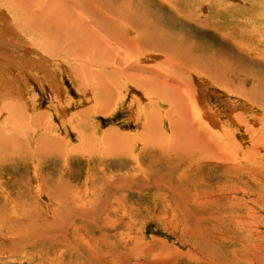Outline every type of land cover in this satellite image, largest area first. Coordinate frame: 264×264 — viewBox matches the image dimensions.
Listing matches in <instances>:
<instances>
[{"label": "rangeland", "instance_id": "374dc122", "mask_svg": "<svg viewBox=\"0 0 264 264\" xmlns=\"http://www.w3.org/2000/svg\"><path fill=\"white\" fill-rule=\"evenodd\" d=\"M18 1L0 0V264H264V0ZM128 2L121 27L105 11Z\"/></svg>", "mask_w": 264, "mask_h": 264}, {"label": "bare ground", "instance_id": "6f19581e", "mask_svg": "<svg viewBox=\"0 0 264 264\" xmlns=\"http://www.w3.org/2000/svg\"><path fill=\"white\" fill-rule=\"evenodd\" d=\"M20 1V0H19ZM18 1V2H19ZM21 1H23V0H21ZM30 1H32V0H30ZM28 2H29V0H28ZM42 1H39V3H41ZM38 3V4H39ZM129 3V2H128ZM29 4H30V2H29ZM33 4H37V3H35L34 1L30 4L31 6L33 5ZM49 4H50V6H52L53 5V2H51L50 3V1H49ZM56 5H57V2H56ZM124 5V4H123ZM40 6H42L43 8H46L47 6H48V4H42V5H40ZM133 6H135L134 5V3L133 2H130L129 3V6L128 5H125V7H123L122 5H120V6H118V7H110L111 9H112V12L110 13V8L108 9V10H106L105 12L106 13H108V14H112L113 16H115V18L117 19V20H121V27H122V25H123V22H124V20H126V21H133L134 20V16H133V14H132V11L134 10V9H132L133 8ZM104 7V6H103ZM25 9H28L29 10V8H27V7H25ZM127 9V10H126ZM31 10V9H30ZM29 10V11H30ZM136 11H137V8L135 9ZM31 12V11H30ZM133 13H135V11L133 12ZM37 15H42V18H40L39 20H38V23H37V26H36V24L34 25V26H36V27H39V28H41V22H43V20H44V16H45V14H44V11H40V13H37ZM111 15V16H112ZM110 17V16H109ZM141 17L142 16H140V13H139V15H138V17H136V19H137V21L135 22V27H137V28H141L142 30H148L149 29V24L148 23H145L143 20H141ZM114 18V19H115ZM143 18V17H142ZM24 19V18H23ZM29 19V18H28ZM33 19V18H32ZM23 21H25V20H23ZM29 21V20H28ZM76 22H77V20H75ZM103 21V20H102ZM26 22V21H25ZM25 22H23L24 24H22V23H20L21 25H23V27H24V25H25ZM79 24H80V26L82 25V27H83V29L84 30H88V31H90L91 29L88 27V25L85 23V20H84V17H83V15H80V18H79ZM77 22V23H78ZM205 22V21H204ZM27 23H29V22H27ZM54 23H56V21L54 22ZM40 24V25H39ZM57 24H59L58 22H57ZM126 25H128V24H126ZM125 25V26H126ZM114 26V25H113ZM124 26V27H125ZM25 28H26V26H25ZM56 28H59L58 26H56ZM114 28H115V26H114ZM117 29V28H116ZM24 30V29H23ZM37 30H38V28H37ZM164 31V30H163ZM162 31V32H163ZM92 32V31H91ZM133 32V31H132ZM103 34V33H102ZM164 33H162V35H163ZM156 35V34H155ZM158 35V34H157ZM156 35V36H157ZM141 37V36H140ZM154 36H151L150 38H153ZM158 37V36H157ZM162 37V40L161 41H157V44H154V45H162V43H159V42H163L164 43V41H166L165 40V37L164 36H161ZM138 38V37H137ZM136 38V39H137ZM139 39V38H138ZM141 41H142V39H140ZM151 40V39H150ZM172 42V43H171ZM138 43H139V40H138ZM141 43V42H140ZM168 43H170V44H173L174 42H173V40L172 39H168ZM150 44H151V41H150ZM164 44H166V42L164 43ZM170 44H168V45H170ZM167 44H166V46H168ZM181 50V49H180ZM188 50V53H187V55H186V57H185V59H186V64H191V67H194V68H197L198 66H194V64L196 65V64H198L199 65V67L200 68H202V69H204V71H205V73L206 74H208L210 77H213L214 79H221V78H223L224 79V72H223V74L222 73H220V70H218V68L215 66V65H213V63L211 62H207V61H210V58L208 59V58H206V60H201V59H199V60H197V57L195 58V57H193L192 56V54H191V50H190V48L189 49H187ZM220 52V51H219ZM214 53L212 52V55H213ZM215 54H216V52H215ZM177 56V55H176ZM195 58V59H194ZM225 62H227V61H224L223 63H225ZM7 64V63H6ZM217 64H218V62H217ZM185 65V64H184ZM193 65V66H192ZM219 65V64H218ZM217 65V66H218ZM188 66H190V65H187L186 67H188ZM231 66V65H230ZM198 67V68H199ZM219 67V66H218ZM223 67H225V66H223ZM9 68V67H8ZM217 68V69H216ZM231 69H233V68H231ZM228 70V69H227ZM223 71V70H222ZM231 71V70H230ZM226 74H228L227 72H226ZM230 74V73H229ZM205 76V75H204ZM221 76H223V77H221ZM206 77V76H205ZM208 77V76H207ZM34 78V77H33ZM212 78V79H213ZM225 78H227V75L225 76ZM3 99V98H2ZM193 105H194V103H193ZM172 122V121H171ZM43 140V139H42ZM46 143V142H45ZM48 145V144H47ZM50 148V147H49ZM2 150H3V148H2ZM36 150V149H35ZM15 151V150H14ZM19 151V150H18ZM112 152H113V150H112ZM11 153V152H10ZM40 154H42V153H40ZM206 154V153H205ZM191 156V155H190ZM199 157V156H198ZM204 157V156H203ZM194 158V157H193ZM189 161V160H188Z\"/></svg>", "mask_w": 264, "mask_h": 264}]
</instances>
